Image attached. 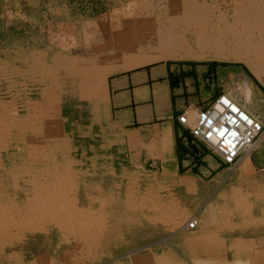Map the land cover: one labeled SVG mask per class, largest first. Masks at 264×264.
Returning <instances> with one entry per match:
<instances>
[{
  "label": "bare ground",
  "instance_id": "6f19581e",
  "mask_svg": "<svg viewBox=\"0 0 264 264\" xmlns=\"http://www.w3.org/2000/svg\"><path fill=\"white\" fill-rule=\"evenodd\" d=\"M195 1L158 0L155 11L143 13L142 9L151 7L150 0H130L127 6L122 7L121 10L112 11L106 18L87 21L95 27L69 28L68 31L62 32L56 48L34 49L27 54L15 52L17 53L15 57L19 60L18 65L12 63L14 58L4 59L0 62V86L4 87L9 97L18 94L20 109L18 113L22 114L19 118L15 116L16 118H10L7 121V125L11 127L10 130H7L6 127L5 130L0 131V147L6 149L10 158L9 165L5 164L0 167V179H10V185L17 188L19 186L17 181L20 177L23 183L28 184L27 193L31 194L26 198L24 197L25 201L18 206L6 192L0 190V252L4 251L11 242L18 240L17 238L24 229L42 230L47 228L46 225H54L58 230H61L62 234L72 237L74 243L70 244L69 259L75 264H81L86 260L88 253L98 251L105 235L114 232L116 227L110 228L111 226H118L124 220L127 222L138 221L140 227L143 225V220H149V222L165 220V222L163 221L165 226L167 225L169 228L176 226L175 228L181 231L183 236L185 235V239L188 241L192 239L191 242H194L202 252L206 248L204 255L195 248L197 257L203 259L205 256L204 258L210 259L216 256L217 250L209 249L208 244L218 246V244L223 243V240L219 237L209 236V234H213L210 227L215 223L214 219L218 217L212 203H208L206 208L197 216H191L188 215L185 207L174 205L168 199V202L161 201L160 197L154 195L156 193L150 184H146L148 187L146 186L141 192L136 189L133 190L127 185L123 197L120 198V202L123 200V209L126 215H123V212L115 214L113 224L108 225V227H106L108 223L105 213L94 210L88 205L86 208L79 207L80 209L75 207L74 200L66 196V193L76 189L77 185L73 183V178L79 174V171H82V168H73L72 165L88 156L85 153L84 155L80 153L77 157L72 154L71 134L62 131L60 128L61 121L55 117L54 111V104L60 100L61 95L65 92L74 91L81 98L91 99L90 111L91 114L95 115L99 100L105 96L104 80L110 71L114 68L125 69L141 65L160 58H193L201 53H206V57H215V53L219 56L227 55L233 59L243 60L259 74L261 66L264 65V0H231L232 14L227 15L225 12L220 14L224 16L222 21L225 25L228 24L227 26L231 27L233 24L232 36L228 44L220 39V34L210 37H198L196 35L194 39L181 36L182 33L177 30L179 27L176 25L179 23L178 18L188 14L189 11L199 13L213 9V4ZM227 16L230 19H226ZM68 39L72 40V43L78 41V46L73 51L69 48ZM19 80L24 83L27 81L30 89L25 91L24 88L23 90L21 88L18 93L17 84ZM225 95L230 97L227 93ZM28 109L31 116L34 117L33 121L23 119V115L28 113ZM15 119L18 124H14L16 123ZM261 140H264V132L252 145L245 149L241 158L234 164V169L236 166V169H240L239 173L232 177L229 174L223 177L227 181L223 186L229 188L230 191L226 194L219 191V194L224 195L223 201L229 200L233 205V210H239L242 216L246 217L248 211L251 210L250 202L252 201L250 199L264 203L263 182V187L253 193L246 192L242 187L245 180H251L254 184L259 183V178L252 174L250 168L245 169L247 167L245 164L249 160V153L253 149L259 148ZM106 167L110 175L114 174L115 171L112 167ZM168 167L164 168L166 170L164 177L167 181L174 178L171 177L172 170ZM117 171L121 174H127L123 167ZM150 182L151 180L148 181V183ZM252 195L253 197H251ZM93 197L97 198L100 205H103L106 199L110 200L112 196L111 194H97ZM101 207L98 208L102 211ZM118 210L119 207H116V212ZM132 211H137L138 216H140L135 218L130 216ZM226 214L231 215L232 213ZM188 217L190 219L187 221ZM191 221L194 222L193 226L190 225ZM254 223L256 224V222ZM134 232L135 230L131 228L129 236H132ZM120 235L123 234L120 233ZM188 235L191 238H186ZM240 238H229L225 242L226 250H228L233 264L240 261L241 253H238L240 247L235 244V242L240 241ZM164 254L161 253L157 256L141 255L140 261H134V264H182L169 260L168 256L166 257ZM14 256L13 252L6 256L8 263H12ZM46 262L35 261L34 264H47ZM203 262L200 263L204 264ZM254 262L246 260L243 263L256 264Z\"/></svg>",
  "mask_w": 264,
  "mask_h": 264
},
{
  "label": "rangeland",
  "instance_id": "374dc122",
  "mask_svg": "<svg viewBox=\"0 0 264 264\" xmlns=\"http://www.w3.org/2000/svg\"><path fill=\"white\" fill-rule=\"evenodd\" d=\"M129 1L130 0H0V62L4 61V59L9 60L14 58L15 60L13 59L12 63L18 65L19 60L15 55L19 52L27 54L34 49L46 50L48 47L56 48L58 47L57 43L59 42V37L63 34L62 32L68 31L69 28L76 29L80 27L81 29L83 26L92 28L94 25L87 22L88 20L97 21L101 18H106L112 11L116 9L121 10L122 7L127 6ZM157 1L158 0H150L151 7H146L141 11H143V13L155 11L157 9ZM195 2L213 4V9H211V11H201L199 13L189 11L188 14L178 18L179 23L176 25L179 27L177 30L182 33L181 36L187 39H194L196 35H198V37H210L220 34V39H223L226 44L230 43L233 24L231 27L227 26L228 24L225 25L222 21L224 16L221 15L223 12L227 15L232 14V1L196 0ZM135 10L137 11L138 9ZM226 19L230 18L227 16ZM231 20L233 19L231 18ZM68 40L69 48L73 51L74 48L78 46V41H73L72 43V40ZM214 55L215 57H206V53H201L193 58H160L125 69L114 68V70L110 71L105 76L104 80L105 96L102 100H106V104H104V101L102 102V100H99L97 104V113L95 115L91 114L92 112L90 111L91 99L81 98L79 94L74 91L65 92L61 95L60 100L55 102V117L61 121L60 128L63 132L71 134L70 143L72 154L77 157L80 153H83V155L85 153V155L88 156L86 158L83 157L80 162H75L72 165L73 168H82V171H79V174L73 178V183L77 185L76 189H72V191L70 190L66 193V196L74 200L73 203L75 207L86 208L88 205V207L90 206L94 210L105 213L107 215L106 222L108 223L106 227H108V225L113 224L115 214L123 212V215H126L123 209V200L120 202V198L123 197L126 186L128 185L133 190L136 189L141 192L150 184L152 185L151 188H153L156 193L154 195L158 198L160 197L159 199H161V201H172L174 205L185 207L184 209H187L188 215L191 216H197L199 212L206 208L208 203H212L215 206L213 207L218 217L216 218L217 220L214 219L215 223L210 227L213 234H209V236L219 237L223 240V243L218 244V246L211 243L208 244L209 249L217 250L214 258L206 259L204 256L203 259H200L194 251L195 248L199 250L200 248L196 246L194 242H191L192 239L189 241L185 239V235L183 236L181 231L175 228L176 226L169 228V226L166 225V228L165 224H163L165 220H153L154 222L143 220V225L141 227L138 226L140 225L138 221L127 222V220H124L123 223L118 226L110 227H116L117 229L114 228L115 230L113 229L114 232H112V234L105 235V239H102L98 251L88 253L84 261L85 263L82 262L83 264H134V261H140L141 253H144L142 256H157L161 253H165L164 255L166 257L168 256L167 258H169V260L182 264H199L200 262L202 263V261H204V264H231L233 261L228 250H226L225 242L229 238L238 237H241L240 241L235 242V244L240 247V252L238 251V253H241V257L239 258V263L236 264H242L246 260L255 261L256 264H264V203L262 202V205L261 202H255L253 201L254 199H250L252 201L250 202L251 210L248 211L249 213H247L248 216L246 217L242 216L239 210L234 211L230 201H223L224 195L219 194V191L224 194L230 191L229 188L223 186L227 183L226 179L223 177L228 174L232 177L234 174L239 173L240 169H236L237 166L234 169V166L229 167L220 164L217 168L209 172H199L197 169L192 171L178 170L176 165L171 166L169 163L166 165L159 164L157 167L154 162L139 163L127 160L133 157V154L132 152L127 153L126 149L120 145V131L109 114L106 96L107 77L121 71L159 62L199 65L210 63L224 68L232 66L238 69L242 68L246 71L249 81L253 80L264 95V65L261 66L262 69L260 68V73L258 74L243 60L233 59L227 55L219 56L215 53ZM17 87L18 93L21 88L22 90L24 88L25 91L30 89L28 82L25 81L24 83L21 80H19ZM242 89H244V87ZM227 94L236 101L231 94ZM18 112H20L18 94L9 97L4 87L0 86V131L5 130L4 128L6 127L7 130L11 129V127L7 125V121L10 118L14 119L13 117L15 116L18 118L21 117L20 115L22 114ZM27 112L29 114H24L23 119L33 121L34 117L31 116L29 109ZM15 121L16 123L14 124H18L16 119ZM92 154L96 155L90 156ZM248 157L249 160L245 164V166H247L245 169L250 168L249 170H252V174L259 178V183L254 184L251 180H245L243 181L242 187L246 192L253 193L264 185V146L261 150L258 147L253 149ZM5 164H10L9 154L5 148L0 147V167ZM106 166H109V168L112 167L113 171H115L113 172L114 174L110 175ZM166 166H169L168 168L172 170L171 177H174L168 181L164 177V172L166 171L164 168ZM121 167L126 169L127 174H121L117 171ZM174 179L175 181H173ZM149 180H151L150 183H148ZM1 182L3 184H0V190L6 192L18 206L25 201L28 195H31L27 193L29 190L28 184L23 183L20 177L17 181L19 185L17 188L10 185L11 181L8 178L0 179V183ZM97 194H111L112 197L110 200L107 198L106 202L100 205L97 198H92V196H96ZM251 197H253V195ZM97 205L98 207L102 206V211ZM116 207H119V212H116ZM261 208L262 210H260ZM230 212L232 213L231 215L226 214ZM130 216L135 218L140 215L138 216L137 211H132ZM189 217L187 221L190 219ZM254 222H256V224ZM132 224L133 227H131ZM46 227V229L32 231L24 229L21 233L24 234H20L19 238H17L18 240L11 242L4 251L0 252V264H34L35 261H47V264H75L69 259L68 255L70 253V244L74 243L72 237L64 233L63 235L61 230H58L54 225H46ZM131 228H133L135 232L132 236H129ZM120 233L123 235H120ZM186 238L191 237L188 235ZM205 250L206 248H204L203 252L200 250L203 255ZM11 252L15 254L14 260L12 263H8L6 256Z\"/></svg>",
  "mask_w": 264,
  "mask_h": 264
},
{
  "label": "crops",
  "instance_id": "0c3cea01",
  "mask_svg": "<svg viewBox=\"0 0 264 264\" xmlns=\"http://www.w3.org/2000/svg\"><path fill=\"white\" fill-rule=\"evenodd\" d=\"M221 93L231 94L264 122L262 90L242 68L159 62L106 79L110 118L120 131V145L133 154L127 160L154 162L157 167L169 163L182 171L209 172L220 165L214 154L192 151L191 137L177 116L186 107L205 106ZM260 144L261 150L264 140Z\"/></svg>",
  "mask_w": 264,
  "mask_h": 264
},
{
  "label": "built area",
  "instance_id": "2783aa9c",
  "mask_svg": "<svg viewBox=\"0 0 264 264\" xmlns=\"http://www.w3.org/2000/svg\"><path fill=\"white\" fill-rule=\"evenodd\" d=\"M177 121L188 130L192 151L212 153L220 164L232 167L245 149L264 132V122L232 98L219 94L203 107L182 110ZM183 138L187 136L182 135ZM191 221L190 225L193 226Z\"/></svg>",
  "mask_w": 264,
  "mask_h": 264
}]
</instances>
